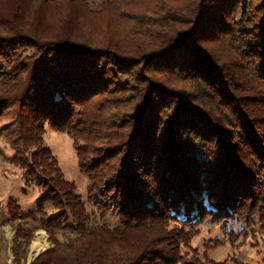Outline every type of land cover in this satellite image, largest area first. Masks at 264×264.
<instances>
[{
    "label": "trees",
    "instance_id": "1",
    "mask_svg": "<svg viewBox=\"0 0 264 264\" xmlns=\"http://www.w3.org/2000/svg\"><path fill=\"white\" fill-rule=\"evenodd\" d=\"M115 1H34L59 31L0 37V115L15 104L14 159L39 187L35 207L14 202L6 221L26 216L49 233L53 245L30 264H223L181 248L203 222L234 237L264 228V0H157L156 28L130 24L126 40L91 8ZM44 124L71 138L83 193L42 140Z\"/></svg>",
    "mask_w": 264,
    "mask_h": 264
},
{
    "label": "rangeland",
    "instance_id": "2",
    "mask_svg": "<svg viewBox=\"0 0 264 264\" xmlns=\"http://www.w3.org/2000/svg\"><path fill=\"white\" fill-rule=\"evenodd\" d=\"M34 1H31L30 6L22 4V8L16 10L11 1L0 0V37H7L10 30L13 31L17 28L33 29L38 32L40 37L49 36L53 32L59 31L60 25L56 20H53L50 12L47 11L43 20L42 14L38 13L41 4ZM155 2L157 0H116L112 4L113 6H109L108 11L99 10L96 4H92L91 8L93 6L98 10L96 11L97 20L103 25H109L112 34L126 40V35H128L126 31L130 24L139 25L142 23L141 29L144 26L146 29L156 28L153 23L155 15L151 11ZM123 11L129 12L133 16L142 11L143 17H137L135 20L126 18L122 14ZM198 46L207 48V50L214 49L225 56L230 50L222 46L220 42L215 41H206L198 44ZM170 83H174L178 89L188 86L186 82H180L174 78ZM0 94L2 95V93ZM17 128L16 106L14 103L5 102L2 115H0V264H30L41 252L53 245L49 233L38 225L37 221H32L26 216L12 222L6 221L7 206L13 207L14 202H16L19 208L15 211L34 208L39 193V187L26 177L23 168L14 159L15 149L13 147L16 145L23 148V142L17 133ZM41 137L58 159L64 176L75 181L78 191L83 193L85 178L77 169L76 155L71 138L66 132L54 130L47 124L43 125ZM22 148H20L21 151L24 150ZM13 199L15 201L12 202ZM95 214L91 220L102 223L103 220L99 218L97 212ZM105 220L106 224L109 225L117 222L116 217L111 215H107ZM165 226V230L171 228L170 225ZM155 230L158 231L157 227ZM146 233V230H135L130 234L129 239L143 238ZM190 233L185 235V244L181 248V254L184 257L196 256L198 259L215 260L223 264L264 263V251H262L264 250V242L257 239V237L261 238L260 233H264V228L259 229V233L256 229L255 235L250 237H234L224 231L219 224L203 222ZM25 235L26 243H24ZM52 236L62 240L63 232H55L51 238H53ZM35 239L41 243L37 249L32 248V242ZM113 246H116L115 241L108 244L106 248L112 249Z\"/></svg>",
    "mask_w": 264,
    "mask_h": 264
},
{
    "label": "bare ground",
    "instance_id": "3",
    "mask_svg": "<svg viewBox=\"0 0 264 264\" xmlns=\"http://www.w3.org/2000/svg\"><path fill=\"white\" fill-rule=\"evenodd\" d=\"M41 246V243L39 240L35 239L33 242H32V248L33 249H37Z\"/></svg>",
    "mask_w": 264,
    "mask_h": 264
}]
</instances>
